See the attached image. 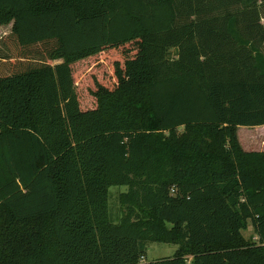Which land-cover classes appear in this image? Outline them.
Wrapping results in <instances>:
<instances>
[{
  "label": "trees",
  "instance_id": "trees-1",
  "mask_svg": "<svg viewBox=\"0 0 264 264\" xmlns=\"http://www.w3.org/2000/svg\"><path fill=\"white\" fill-rule=\"evenodd\" d=\"M6 26L0 264H264L237 135L264 126V0H0Z\"/></svg>",
  "mask_w": 264,
  "mask_h": 264
},
{
  "label": "rangeland",
  "instance_id": "rangeland-1",
  "mask_svg": "<svg viewBox=\"0 0 264 264\" xmlns=\"http://www.w3.org/2000/svg\"><path fill=\"white\" fill-rule=\"evenodd\" d=\"M9 32H10L9 26L1 27L0 28V39L4 35L9 34ZM83 96L82 97L85 98L84 99L85 102L82 105H84L86 108L87 107L92 108L95 106V104L91 102L90 98L85 94L84 91H83ZM245 129H249V128L248 127H239L237 130L238 139H239V141L243 142V145L245 147H246L245 143L247 142L246 139H248L249 136H251L249 138V142H251L252 144L255 145L254 149L257 148L256 145H258V144L264 146V128L254 130L253 132H251L249 130V132H247V133L250 135H248L246 133ZM248 147H250V146H248ZM125 189L126 188L123 186L122 187L113 186L109 189V200H108V202H109V208H110L111 216L114 219H116L118 217V214H119L118 194L120 192H124ZM242 234H243L244 238L250 240L251 242H255V243L258 242V237L256 234H254L253 226L251 225V223L249 221L247 222L246 229L242 232ZM177 248L178 247L175 245H168V244H163V243H152L147 248V254H146L145 259L147 262H152V261H156L160 258L172 257L174 255L175 251L177 250Z\"/></svg>",
  "mask_w": 264,
  "mask_h": 264
},
{
  "label": "crops",
  "instance_id": "crops-1",
  "mask_svg": "<svg viewBox=\"0 0 264 264\" xmlns=\"http://www.w3.org/2000/svg\"><path fill=\"white\" fill-rule=\"evenodd\" d=\"M260 128H264V126H259V127H256V128H249V129H245L246 130V133L247 132H249V130L251 131V132H253L254 130H257V129H260ZM253 129V130H252ZM248 134V133H247ZM248 135H250V134H248ZM247 136V135H246ZM251 136H249L248 137V139H246V143H245V145H246V147L243 145V142H241L240 141V144L242 145V148L244 149V150H254V151H264V146H262V145H256V149H254V144H252L251 142H249V138H250ZM247 138V137H246ZM248 146H250V147H248ZM253 147V148H252ZM261 148V149H260ZM146 258V257H145ZM145 261H146V259H145Z\"/></svg>",
  "mask_w": 264,
  "mask_h": 264
},
{
  "label": "built area",
  "instance_id": "built-area-1",
  "mask_svg": "<svg viewBox=\"0 0 264 264\" xmlns=\"http://www.w3.org/2000/svg\"><path fill=\"white\" fill-rule=\"evenodd\" d=\"M145 260H144V258H141V262H144Z\"/></svg>",
  "mask_w": 264,
  "mask_h": 264
}]
</instances>
